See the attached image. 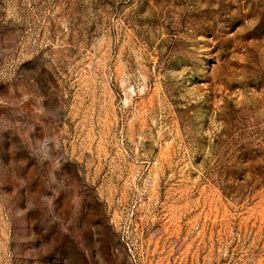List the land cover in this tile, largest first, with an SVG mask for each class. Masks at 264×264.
I'll return each instance as SVG.
<instances>
[{
  "label": "rangeland",
  "instance_id": "rangeland-1",
  "mask_svg": "<svg viewBox=\"0 0 264 264\" xmlns=\"http://www.w3.org/2000/svg\"><path fill=\"white\" fill-rule=\"evenodd\" d=\"M0 264H264V0H0Z\"/></svg>",
  "mask_w": 264,
  "mask_h": 264
}]
</instances>
